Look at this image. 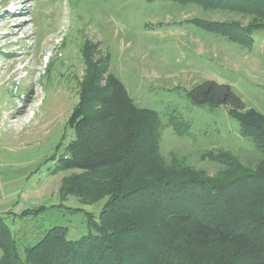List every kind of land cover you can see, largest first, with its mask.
<instances>
[{
    "label": "rangeland",
    "instance_id": "obj_1",
    "mask_svg": "<svg viewBox=\"0 0 264 264\" xmlns=\"http://www.w3.org/2000/svg\"><path fill=\"white\" fill-rule=\"evenodd\" d=\"M192 20L246 26L251 18L169 0H0V218L20 257L53 227L70 241L87 236L88 217L97 219L105 202L102 194L84 204L60 193L63 180L81 175L59 169L73 145L96 144V154L111 145L93 133L78 142L70 122L87 61L107 57L106 74L157 115L164 164L213 177L221 167L210 153L229 152L255 170L262 156L227 108L195 105L187 94L205 81L228 85L244 109L264 116V31L241 45Z\"/></svg>",
    "mask_w": 264,
    "mask_h": 264
},
{
    "label": "trees",
    "instance_id": "obj_2",
    "mask_svg": "<svg viewBox=\"0 0 264 264\" xmlns=\"http://www.w3.org/2000/svg\"><path fill=\"white\" fill-rule=\"evenodd\" d=\"M169 1L250 17L246 26L191 21L241 45L252 44V34L264 31V0ZM106 58L87 61L83 93L70 122L78 142L87 133L97 134L103 137L100 143L111 140L109 151L96 154V144L83 151L75 144L76 152L59 161L60 170L81 173L63 180L62 196H77L84 204L101 194L105 198L98 218L88 217L91 233L70 241L65 228L53 227L26 247L22 258L0 218V264H264V116L244 109L228 85L205 81L188 92L191 101L226 107L262 159L250 170L229 152L210 153L221 167L213 177L166 165L158 149L157 115L136 107L121 82L106 74Z\"/></svg>",
    "mask_w": 264,
    "mask_h": 264
}]
</instances>
